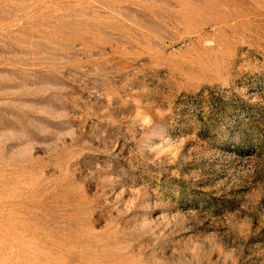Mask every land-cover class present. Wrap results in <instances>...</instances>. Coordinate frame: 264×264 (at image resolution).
I'll return each instance as SVG.
<instances>
[{"label":"rangeland","instance_id":"rangeland-1","mask_svg":"<svg viewBox=\"0 0 264 264\" xmlns=\"http://www.w3.org/2000/svg\"><path fill=\"white\" fill-rule=\"evenodd\" d=\"M0 264H264V0H0Z\"/></svg>","mask_w":264,"mask_h":264}]
</instances>
